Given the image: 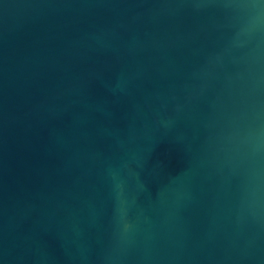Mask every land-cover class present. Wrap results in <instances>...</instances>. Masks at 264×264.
<instances>
[{
  "label": "water",
  "instance_id": "obj_1",
  "mask_svg": "<svg viewBox=\"0 0 264 264\" xmlns=\"http://www.w3.org/2000/svg\"><path fill=\"white\" fill-rule=\"evenodd\" d=\"M0 264H264V0H0Z\"/></svg>",
  "mask_w": 264,
  "mask_h": 264
}]
</instances>
